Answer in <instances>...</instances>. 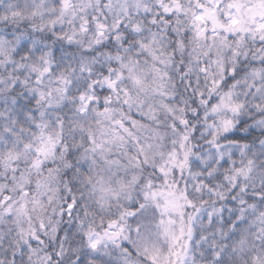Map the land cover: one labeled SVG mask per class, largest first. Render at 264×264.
I'll use <instances>...</instances> for the list:
<instances>
[{
	"label": "snow or ice",
	"instance_id": "1",
	"mask_svg": "<svg viewBox=\"0 0 264 264\" xmlns=\"http://www.w3.org/2000/svg\"><path fill=\"white\" fill-rule=\"evenodd\" d=\"M0 264H264V0H0Z\"/></svg>",
	"mask_w": 264,
	"mask_h": 264
}]
</instances>
